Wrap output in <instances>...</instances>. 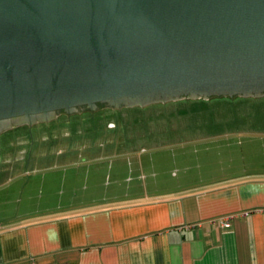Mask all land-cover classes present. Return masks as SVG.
Returning a JSON list of instances; mask_svg holds the SVG:
<instances>
[{
  "label": "crops",
  "instance_id": "obj_1",
  "mask_svg": "<svg viewBox=\"0 0 264 264\" xmlns=\"http://www.w3.org/2000/svg\"><path fill=\"white\" fill-rule=\"evenodd\" d=\"M241 99L238 118L197 127V134L248 136L245 142L203 146L173 163L142 157L163 143H106L126 150L109 168L108 190L106 167H93L98 175L89 170L88 183L101 190L66 192L79 173L55 174L47 196L29 190L24 198L27 158H8L6 170L15 174L0 175V264H264V111L257 123L246 119L264 97ZM131 154L132 162L125 159ZM96 163L77 157L33 170L81 172Z\"/></svg>",
  "mask_w": 264,
  "mask_h": 264
},
{
  "label": "water",
  "instance_id": "obj_2",
  "mask_svg": "<svg viewBox=\"0 0 264 264\" xmlns=\"http://www.w3.org/2000/svg\"><path fill=\"white\" fill-rule=\"evenodd\" d=\"M215 97H264V0H0V134Z\"/></svg>",
  "mask_w": 264,
  "mask_h": 264
},
{
  "label": "rangeland",
  "instance_id": "obj_3",
  "mask_svg": "<svg viewBox=\"0 0 264 264\" xmlns=\"http://www.w3.org/2000/svg\"><path fill=\"white\" fill-rule=\"evenodd\" d=\"M243 100L245 99H241V97H215L195 100L186 98L145 107L110 108L103 109L100 113H96L99 111L97 110L90 112L91 114L59 116L49 121L39 122L34 126H18L0 134V175L9 172V175H14V172L6 170L7 163H9L8 158L24 153L28 161L24 181L21 183L28 186L24 198L28 196L29 190H35L34 195H39L40 192L44 191V195L47 196L46 192L52 187L51 179L55 174L77 178L79 173L81 178L78 184L75 183L73 188L66 189V192L78 193L82 196L92 190H101L98 184L88 183L89 170H91V175H98L93 167L97 169L106 167L107 170L102 176L105 175L104 184L108 190L112 188L108 184L109 178L114 176L109 168L116 162V159L124 155L126 150L121 148L112 150L107 147L106 143L110 141L118 144L136 143L141 147H146L150 143H163L165 145L159 146L161 149L148 148L143 152L142 157H155L173 163V160L179 159L183 152L198 151L203 146L213 147L217 143L245 142L249 139L248 136L233 137L228 141L226 139L204 140L200 137L201 134H197V127L218 125L219 123H227L224 122L226 120L238 118V115L240 116L238 104ZM263 107L264 105H255L247 108L253 113L246 119H253L256 122V119L260 117L259 113L264 111ZM234 114L237 116H233ZM131 155L126 156L125 159L129 161L136 156V154ZM77 157L81 158L82 161L97 159V163L94 166H83L81 172L72 167L50 168L48 171L33 170L34 167H42L45 164L53 165V163L59 164L67 159ZM84 176L87 183L82 182ZM45 178L46 182H44ZM49 178H51L50 181ZM12 184L14 186L15 183L12 182ZM86 185H88V190H86Z\"/></svg>",
  "mask_w": 264,
  "mask_h": 264
},
{
  "label": "flooded vegetation",
  "instance_id": "obj_4",
  "mask_svg": "<svg viewBox=\"0 0 264 264\" xmlns=\"http://www.w3.org/2000/svg\"><path fill=\"white\" fill-rule=\"evenodd\" d=\"M100 111H101V110L97 111L96 113H100ZM85 113H89V114H91L90 112H87V111H86ZM93 114H94V113H93ZM65 115H67V114H65ZM106 115H107V114H106ZM106 115H105V116H106ZM67 116H68V115H67ZM35 125H37V124H35ZM33 126H34V125H33ZM110 126H111V125H110ZM110 126H109V127H110ZM110 128H111V127H110Z\"/></svg>",
  "mask_w": 264,
  "mask_h": 264
},
{
  "label": "built area",
  "instance_id": "obj_5",
  "mask_svg": "<svg viewBox=\"0 0 264 264\" xmlns=\"http://www.w3.org/2000/svg\"><path fill=\"white\" fill-rule=\"evenodd\" d=\"M225 225H228V222H226Z\"/></svg>",
  "mask_w": 264,
  "mask_h": 264
}]
</instances>
